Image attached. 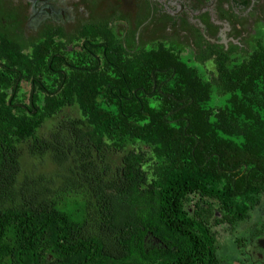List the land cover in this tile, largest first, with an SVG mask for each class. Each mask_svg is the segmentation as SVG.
<instances>
[{
  "label": "trees",
  "instance_id": "obj_1",
  "mask_svg": "<svg viewBox=\"0 0 264 264\" xmlns=\"http://www.w3.org/2000/svg\"><path fill=\"white\" fill-rule=\"evenodd\" d=\"M13 47L0 38V264H220L219 236L264 206V28L247 53L71 71L28 111L6 98L50 58Z\"/></svg>",
  "mask_w": 264,
  "mask_h": 264
},
{
  "label": "flooded vegetation",
  "instance_id": "obj_2",
  "mask_svg": "<svg viewBox=\"0 0 264 264\" xmlns=\"http://www.w3.org/2000/svg\"><path fill=\"white\" fill-rule=\"evenodd\" d=\"M257 1L0 0V38L14 45L11 52L50 58L47 72H35L27 81L17 69H8L16 79L6 103L28 111L50 89L58 93L74 70L122 78L123 67L116 64L120 58H136L139 49L153 54L155 48L172 47L190 58L207 56L219 46L225 51L237 44L229 32L246 24ZM130 84L133 95L146 86L138 85L135 75ZM261 210L258 226L222 234L233 245L220 264H264V206Z\"/></svg>",
  "mask_w": 264,
  "mask_h": 264
},
{
  "label": "rangeland",
  "instance_id": "obj_3",
  "mask_svg": "<svg viewBox=\"0 0 264 264\" xmlns=\"http://www.w3.org/2000/svg\"><path fill=\"white\" fill-rule=\"evenodd\" d=\"M246 24H240L239 29L229 32V35L233 37L236 46L243 52H248L250 49V40L252 37L257 36L263 30L264 26V0L257 1L256 5L249 12L248 18L245 20ZM244 33V36L242 35ZM232 39V38H231ZM206 70H211V63L204 65ZM254 212V219L258 216L259 212ZM253 220V219H252ZM259 220H250V223L246 226H258ZM232 239L225 238L223 235L219 236L217 246L219 249L218 255L221 259L226 260L229 258L228 252L232 249Z\"/></svg>",
  "mask_w": 264,
  "mask_h": 264
},
{
  "label": "water",
  "instance_id": "obj_4",
  "mask_svg": "<svg viewBox=\"0 0 264 264\" xmlns=\"http://www.w3.org/2000/svg\"><path fill=\"white\" fill-rule=\"evenodd\" d=\"M31 107V106H30Z\"/></svg>",
  "mask_w": 264,
  "mask_h": 264
}]
</instances>
